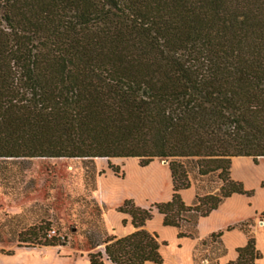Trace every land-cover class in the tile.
<instances>
[{
  "label": "trees",
  "instance_id": "trees-1",
  "mask_svg": "<svg viewBox=\"0 0 264 264\" xmlns=\"http://www.w3.org/2000/svg\"><path fill=\"white\" fill-rule=\"evenodd\" d=\"M237 157L264 158V0H0V159L169 162L171 199H126L117 211L135 231L108 236L90 264H163L167 243L147 222L159 213L178 238L195 239L199 219L226 199L254 196L231 177ZM191 171L220 185L186 205ZM248 226L227 264L263 258ZM50 231L34 225L18 246L66 245ZM222 236L202 240L194 264H219Z\"/></svg>",
  "mask_w": 264,
  "mask_h": 264
},
{
  "label": "rangeland",
  "instance_id": "rangeland-1",
  "mask_svg": "<svg viewBox=\"0 0 264 264\" xmlns=\"http://www.w3.org/2000/svg\"><path fill=\"white\" fill-rule=\"evenodd\" d=\"M248 159L250 164L259 169L249 172L250 179L254 182L262 177L260 186L264 190V159H259L257 164L252 158ZM109 164L118 166L123 175L113 174ZM169 170V162L165 160H154L148 166L142 167L139 159L134 158L0 159V264H89V254L104 248V245H99L95 249L93 245L96 233L105 223L103 216L96 217L97 209L92 204L100 179L107 178L103 189L110 201L106 203L118 204L128 195L134 196L136 203L139 198H161L156 195L157 192L149 191L152 196L149 195L148 198H144L141 193L140 188L154 180L163 187L167 184L171 190V178L166 176ZM190 176L200 194L220 185L215 175L199 177L195 171H191ZM117 178L119 182L116 181ZM258 206L264 208V198L258 200ZM105 208L107 209L106 206ZM41 222L50 223V237H68L66 245L19 247L17 235ZM246 222L249 223V233L255 237L257 248L263 255V259L257 264H264V235L256 232L262 231L264 217L259 214ZM171 236L170 233H164L167 240ZM159 240L165 241L160 236ZM202 240H198L199 245ZM166 242L167 245L161 249L163 264H175L179 259L178 249L170 248L168 241ZM194 249L190 257L192 264ZM211 250V246L199 247L195 254L200 260L205 255H212ZM9 252L12 255H8ZM185 257L183 255V259ZM199 263L208 264L207 261Z\"/></svg>",
  "mask_w": 264,
  "mask_h": 264
},
{
  "label": "crops",
  "instance_id": "crops-1",
  "mask_svg": "<svg viewBox=\"0 0 264 264\" xmlns=\"http://www.w3.org/2000/svg\"><path fill=\"white\" fill-rule=\"evenodd\" d=\"M254 170L259 169L250 164L248 157H237L233 159L231 175L232 179L242 182L247 190H254V196L249 198L244 195L235 194L226 199L220 205V207L217 210L213 211L209 216L200 218L197 226L198 238H178V230L173 227L164 226V217L159 213L154 214V217L152 218V220L147 222L145 228L149 232L157 233L158 236L165 240L162 242L168 241L170 248L175 247L178 249L179 259L175 264H192L190 261V257L193 249L198 244V240L206 239L209 235L218 231H223L222 241L226 245V248L228 250L226 256L221 258L220 264H227L228 262L235 260L237 258L236 249L245 246L248 240L246 233L240 229V225L264 212V208H260L258 206V200L264 198V190H262L260 186L262 177L257 178L254 182H252L249 176V172L252 173L254 172ZM169 171H167L166 176L167 178H171L172 185V177ZM105 180H107V178L100 179V181L98 182V191L96 195L98 197L95 196L92 202V204L94 205V209H97V213L95 214L97 215L96 217L103 216V218H105V223L102 224L100 228L101 230L98 231L94 237L93 245L95 249L99 245H101L104 239H106L108 236L115 235L120 238L125 237L135 231V228L132 225L131 217L127 214H122L117 211V209L123 204L126 199H133L134 196L128 195L122 198V200H120V202L115 205L106 203V201H110V197L105 195V190L103 189V183ZM116 181L119 182V179L117 178ZM157 182L156 180H154L153 182L145 184V186L141 187L140 189L141 193L144 194V198L150 197L149 195L151 194L148 193L149 191H152L153 193L157 192L156 195H159L161 198H149L148 200H140L139 198L138 202H136V205L142 208H148L153 203L168 202L171 199L173 192L172 187L171 190H169L167 184L165 185V187H163L160 182ZM109 192L111 191L109 190ZM111 194H113V192H111ZM196 194V187L193 185V183L188 190H184L181 192L182 199L186 205H192L195 203ZM94 203H97L98 205H95ZM105 206L107 207V209L105 208ZM93 219H95V217H93ZM124 221H126V223H124ZM228 227L234 228L231 230H227ZM256 232L258 233V235L260 233L264 235V226L262 227V231L256 230ZM164 233H170L172 235L171 238L167 240L166 237H164ZM183 255L186 256L184 259ZM105 264L112 263L107 261L105 262Z\"/></svg>",
  "mask_w": 264,
  "mask_h": 264
}]
</instances>
